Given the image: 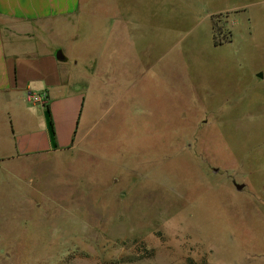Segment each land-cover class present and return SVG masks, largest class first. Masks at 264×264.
Wrapping results in <instances>:
<instances>
[{
    "label": "rangeland",
    "instance_id": "1",
    "mask_svg": "<svg viewBox=\"0 0 264 264\" xmlns=\"http://www.w3.org/2000/svg\"><path fill=\"white\" fill-rule=\"evenodd\" d=\"M91 3L73 147L0 157V264H264V0Z\"/></svg>",
    "mask_w": 264,
    "mask_h": 264
},
{
    "label": "crops",
    "instance_id": "2",
    "mask_svg": "<svg viewBox=\"0 0 264 264\" xmlns=\"http://www.w3.org/2000/svg\"><path fill=\"white\" fill-rule=\"evenodd\" d=\"M91 1L0 0V119L8 126L2 135L4 161L46 157L73 147L85 93L83 87L66 88L73 78L66 56L63 60L55 56L56 39L85 22H106L98 18ZM114 21L117 33L122 20ZM77 57L72 54L68 59L72 74L86 71V81H98L95 71L105 67L101 57ZM79 62L84 66L80 68ZM41 92L46 94L45 103L28 101V95Z\"/></svg>",
    "mask_w": 264,
    "mask_h": 264
},
{
    "label": "built area",
    "instance_id": "3",
    "mask_svg": "<svg viewBox=\"0 0 264 264\" xmlns=\"http://www.w3.org/2000/svg\"><path fill=\"white\" fill-rule=\"evenodd\" d=\"M28 101L36 103H45L46 94L44 92L28 95Z\"/></svg>",
    "mask_w": 264,
    "mask_h": 264
},
{
    "label": "water",
    "instance_id": "4",
    "mask_svg": "<svg viewBox=\"0 0 264 264\" xmlns=\"http://www.w3.org/2000/svg\"><path fill=\"white\" fill-rule=\"evenodd\" d=\"M55 56L58 60H63L64 59V55L62 54V52L60 50H57L55 53ZM234 186L237 190H240L244 187L243 183H236L234 182Z\"/></svg>",
    "mask_w": 264,
    "mask_h": 264
},
{
    "label": "trees",
    "instance_id": "5",
    "mask_svg": "<svg viewBox=\"0 0 264 264\" xmlns=\"http://www.w3.org/2000/svg\"><path fill=\"white\" fill-rule=\"evenodd\" d=\"M47 112L49 113V109H48V107H47ZM50 124H51V122H50Z\"/></svg>",
    "mask_w": 264,
    "mask_h": 264
}]
</instances>
